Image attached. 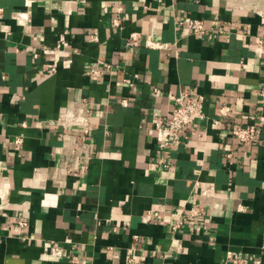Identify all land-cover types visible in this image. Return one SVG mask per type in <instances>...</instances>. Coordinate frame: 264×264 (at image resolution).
Here are the masks:
<instances>
[{
	"label": "crops",
	"instance_id": "crops-1",
	"mask_svg": "<svg viewBox=\"0 0 264 264\" xmlns=\"http://www.w3.org/2000/svg\"><path fill=\"white\" fill-rule=\"evenodd\" d=\"M256 36L264 0H0V264H223L228 250L264 264ZM182 91L204 97L206 117L163 153L154 121ZM84 98L94 130L73 155L54 121ZM253 122L240 144L232 128ZM196 205L203 215L174 231Z\"/></svg>",
	"mask_w": 264,
	"mask_h": 264
},
{
	"label": "built area",
	"instance_id": "built-area-1",
	"mask_svg": "<svg viewBox=\"0 0 264 264\" xmlns=\"http://www.w3.org/2000/svg\"><path fill=\"white\" fill-rule=\"evenodd\" d=\"M178 24L180 26H186L193 34L206 35L210 32V28L206 26L205 21L201 18L182 19L178 21ZM132 38H135V35H133ZM65 43V38L61 37L57 50H61ZM251 43H255L259 46L260 53L264 60V36L254 37ZM107 67L111 69L112 64H107ZM91 72L97 73L95 69H92ZM261 93L264 97V89ZM168 96L170 100L173 101L172 108L166 117L154 121L155 135L159 142V148L163 153H168L171 147L182 144L184 138L189 137V135H185L183 132L185 128L189 127L194 122L195 117H206L204 112V97L202 95L191 94L189 91H182L179 95L170 92ZM219 111L221 115H227L230 108L223 106ZM214 122V124H219L220 120H215ZM54 124L64 129L67 148L71 154L87 155L89 153L91 144L90 136L94 130V124L92 121V105L88 99H80L72 106L63 110L58 119L54 121ZM259 127L260 125L257 122L239 124L232 128L231 135L237 139L240 144L250 143L256 138ZM22 142V136L15 139L16 144H22ZM232 156L233 151H228L227 157L231 158ZM203 213L204 209L199 205L186 209L184 212H180L177 217L173 218L171 227L174 231H178L189 220L201 217ZM154 218L159 219L158 211H150L143 216L145 222L152 221ZM18 226L20 230H24L28 226L27 220L19 218ZM58 253L59 251H53V254ZM129 260L131 263H134L135 258L132 257ZM248 261L247 257H237L233 251L228 250L223 264H246Z\"/></svg>",
	"mask_w": 264,
	"mask_h": 264
}]
</instances>
